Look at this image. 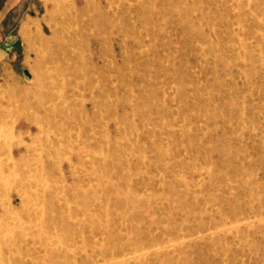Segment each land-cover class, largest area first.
I'll use <instances>...</instances> for the list:
<instances>
[{"label": "rangeland", "instance_id": "rangeland-1", "mask_svg": "<svg viewBox=\"0 0 264 264\" xmlns=\"http://www.w3.org/2000/svg\"><path fill=\"white\" fill-rule=\"evenodd\" d=\"M112 3L101 10L109 24L94 16L97 4L83 11L82 1L22 3L21 14L36 19L27 30L37 33L22 46L21 82L0 90V239L11 238L10 208L20 218L13 236L23 257L35 264L52 259V239L31 235L35 226L48 230L49 209L30 223L20 201L37 190L17 169L34 162V96L53 86L52 93L72 96L69 112L85 118L82 102L91 94L81 93L97 79L106 91L94 96L102 108L92 121L108 140L96 150L105 158L104 169L95 163L102 196L91 201L84 233L73 232L82 249L56 259L264 264V0ZM169 3L179 11L164 12ZM120 5L124 11L114 13Z\"/></svg>", "mask_w": 264, "mask_h": 264}, {"label": "bare ground", "instance_id": "bare-ground-1", "mask_svg": "<svg viewBox=\"0 0 264 264\" xmlns=\"http://www.w3.org/2000/svg\"><path fill=\"white\" fill-rule=\"evenodd\" d=\"M79 1L84 3V7L82 8L83 11H89V8L92 7L93 4L94 6L97 4L96 9H94V16L105 20V22L109 24V18L107 16H102L107 13H104L101 10L103 7H106L108 11L111 10L113 0H97L96 3L93 0H74V3L78 4ZM54 2L56 7H60L65 4V0H54ZM122 11H124V8L120 5L116 7L114 13H119ZM163 11H179V5L173 6L171 3H169V6L167 7H164L163 5ZM92 35L94 36L95 34ZM127 37L128 35H125V40ZM122 55L124 57H128L126 52H122ZM93 70L96 71L98 69L95 68ZM95 80L97 81V85H95ZM35 83L36 86L43 85L42 79L38 77H36ZM100 85L102 84H100L97 79H94L92 82H88V84L83 88L81 94H84L86 91L91 94L90 99L82 102L83 112L85 111L84 113L86 114L85 118H82L78 114L70 113L68 104L69 102H75L72 99V96H62L52 93L51 90L53 86L49 85L45 88L42 87L44 89L41 88L39 94L34 96V103L38 111V114L34 118V123L38 131L39 139L34 140L36 145L31 147L29 146L28 148L32 149L29 154H31L32 151L34 152V162L33 165L30 166H25L23 163V170L21 169V164L18 163L17 169L19 170L18 175L21 177H30V180L32 178L31 182H34V187L37 189L36 193H34L35 196H33V193L31 194V192H28L30 193L28 196L22 197L20 199L23 206H28V212L26 211L28 213V220L25 217V221L30 220L29 222L33 223V220H35L34 218L39 215V212L42 210L41 208L49 209L48 217H51L48 219L49 223L47 222L46 224L48 230H43V232H40L42 230L35 228L37 226L32 228V230L29 228L31 230V235L33 234L32 236L35 238L42 240L41 236H44L46 239H52L55 245L49 250L51 252L49 259H52L45 264H77L76 261L69 262L56 258H59L63 252H65L67 255H75L76 250L82 249V247L78 246V243L76 244L75 239L77 236H74L73 232L74 230H77L78 234L84 233L83 225L86 224L91 217V201L102 196L101 195L100 197H97V192L100 187V182L98 180L100 175L96 172L95 163L98 164L100 169H104L105 158L104 155H102L103 158L98 157L96 150L102 149L103 145L107 144L108 140L106 137L101 135L100 127L96 126V130L92 128V121H94L99 113L98 112L96 114V111H101L102 108V104L99 103L100 100H94V96L101 99L106 94V91L103 88L104 84L102 86ZM88 104L91 106L90 109H93L94 114L96 115L90 117V109L88 108ZM95 109L97 110L95 111ZM78 170H80V173H78ZM26 180L24 182H26ZM95 180L98 184L94 182ZM26 183L29 184V182ZM19 184L22 185V183ZM29 188L32 190L33 187L31 188V186H29ZM14 189L16 190V188ZM13 201L14 200L12 199L10 204H12L11 202ZM40 205L43 206L41 207ZM13 212L14 210L12 211V209L8 208L7 214L9 215L10 219L9 221L6 219L7 223H5V226L7 230V236L11 238H8L9 240L3 237L0 239V260H7V264H35V262L31 260V262L26 260L24 258L25 256L23 257L26 250L23 253L20 245L18 246L16 240H14L13 231L15 230V226L13 224L20 218H18L19 216L16 217ZM101 222L102 221H100V223ZM25 228L27 229V227ZM59 228H65V234L59 235L57 232ZM24 234L26 235V233ZM18 235L20 236V233ZM70 240L73 241L71 245L68 243ZM82 240L85 242V238ZM28 242L30 243V241ZM23 246H26V243H24ZM13 252L18 254V258L15 256L16 259L14 258L13 261H10Z\"/></svg>", "mask_w": 264, "mask_h": 264}, {"label": "crops", "instance_id": "crops-1", "mask_svg": "<svg viewBox=\"0 0 264 264\" xmlns=\"http://www.w3.org/2000/svg\"><path fill=\"white\" fill-rule=\"evenodd\" d=\"M25 1L0 0V90L3 91L12 82H21L17 67L23 54L22 46L27 41V34L37 33L32 29L27 30L28 23L33 24L36 19L21 14L22 3Z\"/></svg>", "mask_w": 264, "mask_h": 264}]
</instances>
